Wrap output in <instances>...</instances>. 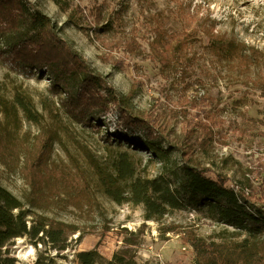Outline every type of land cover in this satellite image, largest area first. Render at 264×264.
<instances>
[{
  "label": "rangeland",
  "instance_id": "374dc122",
  "mask_svg": "<svg viewBox=\"0 0 264 264\" xmlns=\"http://www.w3.org/2000/svg\"><path fill=\"white\" fill-rule=\"evenodd\" d=\"M24 1L49 17L57 36L128 97L130 110L151 121L171 146L163 144L154 155L117 143L130 131L115 113L99 125L79 122L46 74L22 68L4 53L7 39L0 35V185L34 214L80 228L69 235L65 251L48 240L17 239L10 248L17 264H70L77 253L92 250L110 260L124 248H133L138 264H198L189 237L206 244L243 240L245 234L202 208L146 221L142 206L118 205L105 194L88 156L109 165L126 152L140 175L173 182L181 178L182 161L192 158L210 170L209 177L225 175L227 187L262 203L264 0H62L61 7L54 0ZM9 28L0 30L7 36ZM159 32L170 45L187 40L181 58L188 69L181 78L162 70L152 50ZM204 32L245 44L260 57L250 67L228 63ZM17 96L32 104L33 117L18 109ZM132 134L145 140L140 131Z\"/></svg>",
  "mask_w": 264,
  "mask_h": 264
},
{
  "label": "trees",
  "instance_id": "16d2710c",
  "mask_svg": "<svg viewBox=\"0 0 264 264\" xmlns=\"http://www.w3.org/2000/svg\"><path fill=\"white\" fill-rule=\"evenodd\" d=\"M54 2L61 7L63 1ZM2 27L11 29L7 36L0 30V35L7 39L4 53L13 55L22 68L46 74L55 93L61 97L64 95L61 104L72 112L73 118L92 126L99 125L105 116L115 113L116 122L127 133L130 131L128 135L122 134L117 143L128 142L133 145L132 149L150 150L154 155H158L163 144L167 148L171 146L162 139L151 121L130 110L128 97L119 94L106 77L96 74L78 52L57 36L51 19L42 12L29 7L24 0H0V29ZM204 33L207 35L209 32ZM208 37L216 47L212 49H218L222 59L228 63L235 61L250 67L260 57L259 52L245 44L219 40L213 33ZM184 43L187 45V40L177 41L174 45L171 43V47L161 32L152 42V50L162 70L177 78H181V73L188 69L181 58ZM217 44L221 48H217ZM16 102L18 109L27 117L34 116L32 104L24 97L17 96ZM136 131H140L145 140H135L132 133ZM88 160L105 194L118 205L142 206L146 221H160L170 211L183 207L202 208L212 214L216 222L245 234L240 242L220 244H206L194 236L189 237L188 243L195 250L198 264H264V201L259 204L244 189L227 187V176L217 174L214 180L208 176L210 170L201 168L188 157L182 159L183 164L179 168L181 178L177 182L163 175L153 179L140 175L126 152L109 165L101 164L92 156H88ZM78 232V226L34 214L0 185V264H17L10 248L21 237L38 239L37 242L43 243L48 240L54 249L65 251L69 247V235ZM128 245L134 244L128 242ZM47 264L57 263L51 260ZM70 264L138 262L133 248H124L110 260L95 250L79 252L75 255V262Z\"/></svg>",
  "mask_w": 264,
  "mask_h": 264
}]
</instances>
